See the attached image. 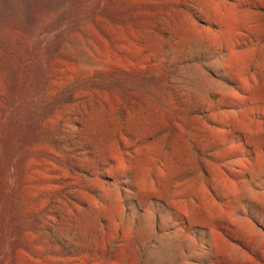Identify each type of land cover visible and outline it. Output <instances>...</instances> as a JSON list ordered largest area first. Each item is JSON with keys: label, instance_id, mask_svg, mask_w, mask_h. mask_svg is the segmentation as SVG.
I'll use <instances>...</instances> for the list:
<instances>
[{"label": "rangeland", "instance_id": "374dc122", "mask_svg": "<svg viewBox=\"0 0 264 264\" xmlns=\"http://www.w3.org/2000/svg\"><path fill=\"white\" fill-rule=\"evenodd\" d=\"M0 264H264V0H0Z\"/></svg>", "mask_w": 264, "mask_h": 264}]
</instances>
